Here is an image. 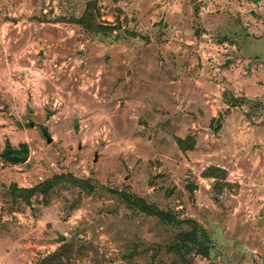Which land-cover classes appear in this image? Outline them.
Segmentation results:
<instances>
[{
  "label": "rangeland",
  "instance_id": "rangeland-1",
  "mask_svg": "<svg viewBox=\"0 0 264 264\" xmlns=\"http://www.w3.org/2000/svg\"><path fill=\"white\" fill-rule=\"evenodd\" d=\"M90 1L115 39L65 20ZM61 174L96 190L11 196ZM263 185L264 0H0V264H264ZM116 189L201 223L218 261Z\"/></svg>",
  "mask_w": 264,
  "mask_h": 264
},
{
  "label": "trees",
  "instance_id": "trees-1",
  "mask_svg": "<svg viewBox=\"0 0 264 264\" xmlns=\"http://www.w3.org/2000/svg\"><path fill=\"white\" fill-rule=\"evenodd\" d=\"M96 5V1H90L81 17L73 16L65 20L81 26L87 32L93 34L95 38L104 39L105 37L111 36V38L115 39L116 35H113V32L116 30V25H104L96 22ZM236 101L240 102L242 99L233 98V102L231 103L234 104ZM212 125L216 129L219 128V118H213ZM193 142L194 139L192 138L185 140L178 139V144L182 150H187L190 147L192 148ZM28 155L29 150L26 143H22L18 148L13 147L11 143H7L1 157L6 162L18 164L25 162L28 159ZM218 171L221 170L210 168L208 172L205 173V176L216 177L215 173ZM63 183H69L70 185L78 187L89 194L96 190V186L92 184L89 179L77 178L72 174H61L30 188H21L18 185L13 184L10 187V193L16 202L22 201L30 204L32 197L42 195L44 198H47L54 188ZM111 192L116 194L129 208L139 210L149 216H154L166 225L177 226L176 239L179 243L176 248H185L188 251L196 249L198 254L208 257L211 261H218L219 254L214 241L211 239L208 231L198 221L191 218L181 219L173 210H167L161 205L150 203L144 197L133 194L128 189H116L111 190ZM65 249L66 245L61 246L52 256H59L63 251H65Z\"/></svg>",
  "mask_w": 264,
  "mask_h": 264
},
{
  "label": "built area",
  "instance_id": "built-area-1",
  "mask_svg": "<svg viewBox=\"0 0 264 264\" xmlns=\"http://www.w3.org/2000/svg\"><path fill=\"white\" fill-rule=\"evenodd\" d=\"M263 187H264V185H263Z\"/></svg>",
  "mask_w": 264,
  "mask_h": 264
}]
</instances>
